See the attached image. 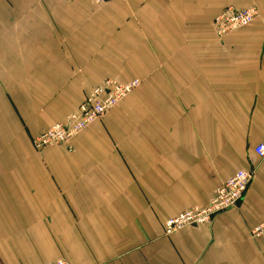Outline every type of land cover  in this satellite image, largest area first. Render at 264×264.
Instances as JSON below:
<instances>
[{
    "label": "crops",
    "instance_id": "1",
    "mask_svg": "<svg viewBox=\"0 0 264 264\" xmlns=\"http://www.w3.org/2000/svg\"><path fill=\"white\" fill-rule=\"evenodd\" d=\"M259 17L223 41L214 19ZM107 79L141 85L65 146ZM264 0H0V264H264ZM240 170L239 206L166 236Z\"/></svg>",
    "mask_w": 264,
    "mask_h": 264
},
{
    "label": "built area",
    "instance_id": "2",
    "mask_svg": "<svg viewBox=\"0 0 264 264\" xmlns=\"http://www.w3.org/2000/svg\"><path fill=\"white\" fill-rule=\"evenodd\" d=\"M114 1L125 0H94L98 6ZM258 17L259 10L256 7L243 10H237L233 7L227 8L214 19L216 36L223 41L230 34L248 27ZM140 85L141 81L137 79L127 83L107 79L96 86L63 123L54 125L35 138L33 140L34 150L42 153L50 147L65 146L72 151V141L75 137L116 108ZM255 154L264 159V141L255 148ZM254 176V170L238 171L214 192V196L207 207L194 208L168 219L164 225L165 235L171 236L186 227L211 224L216 216L237 208L240 202L244 200ZM251 236L254 240L264 238V222L251 230ZM45 264L72 263L59 259Z\"/></svg>",
    "mask_w": 264,
    "mask_h": 264
}]
</instances>
